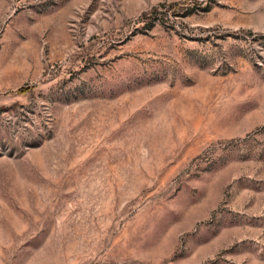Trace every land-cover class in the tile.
Here are the masks:
<instances>
[{
	"label": "rangeland",
	"instance_id": "obj_1",
	"mask_svg": "<svg viewBox=\"0 0 264 264\" xmlns=\"http://www.w3.org/2000/svg\"><path fill=\"white\" fill-rule=\"evenodd\" d=\"M0 264H264V0H0Z\"/></svg>",
	"mask_w": 264,
	"mask_h": 264
}]
</instances>
